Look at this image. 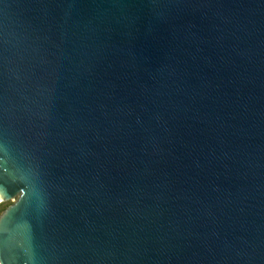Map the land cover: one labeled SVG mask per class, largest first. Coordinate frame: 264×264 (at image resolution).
Listing matches in <instances>:
<instances>
[{
    "label": "water",
    "instance_id": "95a60500",
    "mask_svg": "<svg viewBox=\"0 0 264 264\" xmlns=\"http://www.w3.org/2000/svg\"><path fill=\"white\" fill-rule=\"evenodd\" d=\"M0 264H264V0H0Z\"/></svg>",
    "mask_w": 264,
    "mask_h": 264
},
{
    "label": "trees",
    "instance_id": "16d2710c",
    "mask_svg": "<svg viewBox=\"0 0 264 264\" xmlns=\"http://www.w3.org/2000/svg\"><path fill=\"white\" fill-rule=\"evenodd\" d=\"M9 205L8 202L0 203V213Z\"/></svg>",
    "mask_w": 264,
    "mask_h": 264
},
{
    "label": "rangeland",
    "instance_id": "374dc122",
    "mask_svg": "<svg viewBox=\"0 0 264 264\" xmlns=\"http://www.w3.org/2000/svg\"><path fill=\"white\" fill-rule=\"evenodd\" d=\"M9 204L13 203V201H7ZM1 214V213H0Z\"/></svg>",
    "mask_w": 264,
    "mask_h": 264
}]
</instances>
